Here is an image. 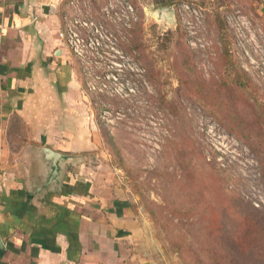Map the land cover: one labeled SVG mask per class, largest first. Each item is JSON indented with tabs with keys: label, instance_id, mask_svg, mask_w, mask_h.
I'll use <instances>...</instances> for the list:
<instances>
[{
	"label": "rangeland",
	"instance_id": "rangeland-1",
	"mask_svg": "<svg viewBox=\"0 0 264 264\" xmlns=\"http://www.w3.org/2000/svg\"><path fill=\"white\" fill-rule=\"evenodd\" d=\"M164 2L62 6L57 34L81 83L70 112L86 117L74 124V169L102 197L133 207L148 264H264V0H173L175 22L152 16ZM167 32L173 70L157 85L166 111L135 45L150 64L155 36ZM235 116L261 121L253 139L236 132Z\"/></svg>",
	"mask_w": 264,
	"mask_h": 264
},
{
	"label": "crops",
	"instance_id": "crops-1",
	"mask_svg": "<svg viewBox=\"0 0 264 264\" xmlns=\"http://www.w3.org/2000/svg\"><path fill=\"white\" fill-rule=\"evenodd\" d=\"M64 3L0 0V264H148L133 207L74 169L86 117L70 112L81 83L57 34ZM40 147L68 160L56 170Z\"/></svg>",
	"mask_w": 264,
	"mask_h": 264
},
{
	"label": "trees",
	"instance_id": "trees-1",
	"mask_svg": "<svg viewBox=\"0 0 264 264\" xmlns=\"http://www.w3.org/2000/svg\"><path fill=\"white\" fill-rule=\"evenodd\" d=\"M172 1L173 0H165L162 6L163 7L169 6L171 5ZM174 35L175 34L173 32H167L164 35L155 36L154 41H153L154 50H153V53H151L155 61L150 64L144 63L145 61L147 62V58H145L144 56V48L146 46H144L142 43L135 45V50L138 51V53L140 54L141 65L139 68L141 71H143L142 75L144 77H147L148 80H150V82L152 83V85L154 84L153 85L154 89L156 87L158 97H153V99L157 103V105L160 106V108L165 109L166 111L167 109L164 106H169V102L167 101V98H168V95L166 93L167 91L164 88H158L157 85H161L163 87L164 84L167 85L169 82L170 77L167 74V72L164 71V69L167 68L166 66H168L169 71L173 70V68H171L170 58H167L166 55L171 50V45L174 41ZM149 47L153 48L151 46ZM226 52H228L227 49H226ZM157 60H160L163 62L166 61L165 63L166 65L165 64L163 66L159 65L157 63ZM183 66L189 69L190 70L189 72H192L189 63H187L186 61L183 64ZM179 79L183 80L181 79L180 76H179ZM181 82L183 85V81ZM100 121L98 120V122ZM233 123L236 124V127H235L236 132L244 135V138H246L247 140H251L254 137L253 132L255 129H253V127L259 128L261 121L255 122V124H252L251 126L247 120L241 118L240 116H235ZM248 144L253 149L254 147L253 141H249ZM260 152L261 153H259V155H264V147H263V151L261 150ZM256 222L257 223H254L253 221L246 225V229L244 228L243 230L245 235H248V236L253 235V233L259 228V226L263 225L262 220H258Z\"/></svg>",
	"mask_w": 264,
	"mask_h": 264
},
{
	"label": "water",
	"instance_id": "water-1",
	"mask_svg": "<svg viewBox=\"0 0 264 264\" xmlns=\"http://www.w3.org/2000/svg\"><path fill=\"white\" fill-rule=\"evenodd\" d=\"M152 16L157 18L158 20H164L166 18H170L173 22H175V12L172 7H163L158 10H156L154 13H152ZM40 152L42 153V157L44 160L48 163L53 164V167L57 170L59 169V166L63 163H65L68 159L64 157L61 153H58L52 149L40 147L38 148ZM71 160V159H70ZM58 172V171H56ZM3 249V244L0 239V250Z\"/></svg>",
	"mask_w": 264,
	"mask_h": 264
},
{
	"label": "built area",
	"instance_id": "built-area-1",
	"mask_svg": "<svg viewBox=\"0 0 264 264\" xmlns=\"http://www.w3.org/2000/svg\"><path fill=\"white\" fill-rule=\"evenodd\" d=\"M4 29V26L2 25V24H0V32L2 31ZM70 42V44H71V40H69ZM69 46V45H68Z\"/></svg>",
	"mask_w": 264,
	"mask_h": 264
},
{
	"label": "flooded vegetation",
	"instance_id": "flooded-vegetation-1",
	"mask_svg": "<svg viewBox=\"0 0 264 264\" xmlns=\"http://www.w3.org/2000/svg\"><path fill=\"white\" fill-rule=\"evenodd\" d=\"M135 6H136L135 8H136V10H137V4H136Z\"/></svg>",
	"mask_w": 264,
	"mask_h": 264
}]
</instances>
